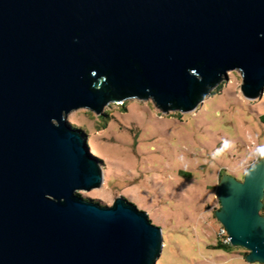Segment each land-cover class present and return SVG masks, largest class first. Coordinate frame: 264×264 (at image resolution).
Instances as JSON below:
<instances>
[{
    "label": "water",
    "instance_id": "1",
    "mask_svg": "<svg viewBox=\"0 0 264 264\" xmlns=\"http://www.w3.org/2000/svg\"><path fill=\"white\" fill-rule=\"evenodd\" d=\"M232 70L262 96L264 0H0V264H156L145 210L79 193L104 171L67 116L148 98L190 112ZM222 172L215 215L264 264V157Z\"/></svg>",
    "mask_w": 264,
    "mask_h": 264
},
{
    "label": "rangeland",
    "instance_id": "2",
    "mask_svg": "<svg viewBox=\"0 0 264 264\" xmlns=\"http://www.w3.org/2000/svg\"><path fill=\"white\" fill-rule=\"evenodd\" d=\"M241 84L240 72L229 71L190 112L162 113L148 98L67 116L104 171L101 186L79 193L103 205L124 196L145 210L162 229L156 264H261L247 262L242 246L211 247L227 236L215 215L222 170L241 179L264 157V92L248 100Z\"/></svg>",
    "mask_w": 264,
    "mask_h": 264
},
{
    "label": "trees",
    "instance_id": "3",
    "mask_svg": "<svg viewBox=\"0 0 264 264\" xmlns=\"http://www.w3.org/2000/svg\"><path fill=\"white\" fill-rule=\"evenodd\" d=\"M263 210H264V206H263ZM211 247H213L215 249L225 250V251H228V252H231L232 249H233V246L229 242L224 241V240H217V242L215 244H213Z\"/></svg>",
    "mask_w": 264,
    "mask_h": 264
},
{
    "label": "built area",
    "instance_id": "4",
    "mask_svg": "<svg viewBox=\"0 0 264 264\" xmlns=\"http://www.w3.org/2000/svg\"><path fill=\"white\" fill-rule=\"evenodd\" d=\"M263 213H264V210H263ZM223 232L227 235L226 230L224 228H223ZM224 241L229 242L228 236H226V239Z\"/></svg>",
    "mask_w": 264,
    "mask_h": 264
}]
</instances>
